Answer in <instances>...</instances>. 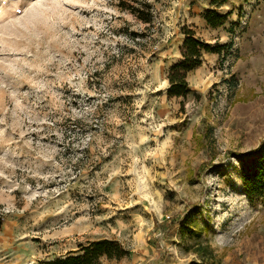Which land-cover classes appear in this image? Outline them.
<instances>
[{"label": "rangeland", "instance_id": "374dc122", "mask_svg": "<svg viewBox=\"0 0 264 264\" xmlns=\"http://www.w3.org/2000/svg\"><path fill=\"white\" fill-rule=\"evenodd\" d=\"M120 1L0 0V264L103 237L131 251L110 264H264L238 155L264 139V0ZM185 25L223 50L171 97Z\"/></svg>", "mask_w": 264, "mask_h": 264}, {"label": "trees", "instance_id": "16d2710c", "mask_svg": "<svg viewBox=\"0 0 264 264\" xmlns=\"http://www.w3.org/2000/svg\"><path fill=\"white\" fill-rule=\"evenodd\" d=\"M214 4L223 0H212ZM226 1V0H225ZM122 8L130 10L137 18L144 22L152 21V5L147 0H121ZM230 12L222 13L215 9H207L204 16L212 27L221 26L229 19ZM184 42L182 45V59L171 65L167 78L170 81L168 95L187 97L191 91L187 75L190 71L202 66V57L205 52H222L223 46L200 39L189 26L182 27ZM241 159L243 185L250 201L264 202V139L244 153H238ZM131 251L115 239L103 237L80 244L75 250L66 255L42 264H110L125 256Z\"/></svg>", "mask_w": 264, "mask_h": 264}]
</instances>
